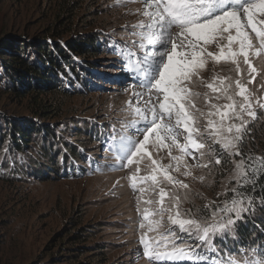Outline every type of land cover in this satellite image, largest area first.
Masks as SVG:
<instances>
[{"label":"rangeland","instance_id":"1","mask_svg":"<svg viewBox=\"0 0 264 264\" xmlns=\"http://www.w3.org/2000/svg\"><path fill=\"white\" fill-rule=\"evenodd\" d=\"M69 2L74 9L71 14L63 9L62 0H0V41L6 34L25 43L40 42L42 34L55 23L59 29L66 31L69 26H63V23L72 18V26L76 23V28L66 36L97 33L102 43L105 40L117 46L116 49L101 46L98 55L81 57L83 66L93 71L94 76L86 75L89 83L76 90V94L63 99L62 112L58 117L38 120L52 124L56 134L61 132L65 135L62 130H70L72 142L85 148V153L92 158L90 165L75 169L77 171L74 172L78 174H70L71 177L52 173L55 174L52 178H39L35 172L39 170L38 162L34 160L39 158L38 147L28 150L27 154L34 156L23 157V161L31 163V169L24 165L16 167L14 160L6 159L9 152L4 148L1 150L0 264H76V258L70 260L65 256L73 253L68 249L72 244L70 238L80 233L89 234L86 237L90 246L100 244L106 247L107 261L102 264H225L230 258L247 260L251 264L259 260L260 253L251 249H243L229 256L231 251L225 248L221 254L214 237L212 245L216 251L213 252L194 233L189 235L168 219L177 211L180 218L209 219L211 212L219 211L215 205L222 206L233 198L232 188L251 197L252 208L258 198H264V194L257 195V191L260 194L264 191L263 188L257 190L262 175L253 178L249 174V178L254 179V185L243 187L231 179L234 165L241 156L231 155V149L224 150L212 137L216 124L210 126L209 120L218 123L219 115H208L209 112H216L212 105L226 111L225 105L235 103L236 111H240L239 105L244 98L239 95L240 88L236 83L239 81L240 86L246 89L245 95L251 102L255 118L246 112L241 113L243 121L247 123L242 128V139L237 147L243 156L264 157V108L260 107V104H264V51L256 53L261 47L259 38L247 25L246 16L241 15V22L245 24L244 30L252 42V47L248 49V60L256 71L249 75V65L244 62L243 56L236 57L235 62L231 59L216 61L205 56V67L190 81H185L190 92L197 94L192 97L195 107L186 105V110L194 115V124L190 128L198 129V132H192V138L203 144L204 148L194 150L188 144L183 160L174 161L172 157L182 153L180 147L172 143L171 136L175 135L177 144L184 146L188 143L185 140L188 132L182 124L175 126L174 116L169 121L165 115L161 123L173 126L172 133L165 139L169 147L157 148L152 144L153 138H150L148 148L151 157L144 155L133 158L134 163L125 167L122 165L126 161L121 159L120 151L122 137L143 139L140 132L133 131L131 122L135 117L127 101L132 98L131 91L146 92V89L136 82L143 79L142 74L122 64L119 50L125 51L128 58L131 53L129 62L132 63L142 59L141 53L150 50L140 49L138 36L134 35L140 31L136 27L138 23L147 22L141 11H137L143 10V0H126L123 4H117L116 0ZM255 19L264 21V15L257 14ZM260 26L257 23V27ZM178 31L172 29L173 34ZM231 31L235 36V31ZM176 42L180 44L179 38ZM205 47L207 52L214 54H219L221 47L226 52L229 47L238 51V44L233 42L229 45L226 33ZM177 51L187 49L178 47ZM94 84L100 86L92 87ZM209 84L217 91L209 88ZM227 85L230 87L225 93L223 88ZM148 95L152 96V103L159 110L155 90L146 93L144 101H147ZM228 96L232 99L229 100ZM132 99L135 103V98ZM30 104L28 96L17 97L0 91V116L4 118L39 119L30 113ZM139 106L149 109L145 114L150 118L151 105L141 102ZM144 124L141 121L135 127L143 129ZM229 124L239 125L241 120L232 118L224 121L225 135L231 137L235 135V129L227 133ZM98 129L99 133H93ZM77 130L92 132L93 135L82 133L76 141L74 134ZM161 134L164 135V132L161 131ZM124 143H128V140L125 139ZM200 151L204 152L202 157ZM217 158L219 164L215 163ZM15 160H21V157H15ZM153 160L156 161L155 165ZM153 168L160 171L154 172ZM20 170L22 173L18 172ZM163 170L173 177V181L164 177ZM153 175L157 177L155 183L151 180ZM132 176L136 177L135 189L132 187ZM181 184L188 187L184 188ZM141 188L144 192H140ZM161 188L166 193L163 205L160 203ZM161 207L166 209L162 216L159 211ZM145 244L149 250L162 253L161 258L149 260L144 255ZM177 249H183L186 256L169 258L164 255L172 254ZM189 256L190 259L187 258ZM81 260L89 259L83 255Z\"/></svg>","mask_w":264,"mask_h":264},{"label":"snow or ice","instance_id":"2","mask_svg":"<svg viewBox=\"0 0 264 264\" xmlns=\"http://www.w3.org/2000/svg\"><path fill=\"white\" fill-rule=\"evenodd\" d=\"M125 2L126 0H116L117 4ZM127 2H131V0H127ZM143 4V10L137 11H141V14L147 18V22H139L136 27L140 31L134 33V35L138 36L140 49L148 48L150 50L141 53L142 59L134 63L129 62L128 67L142 74L143 79H138L136 82L141 84L146 92L131 91V97L135 98V103L132 98L127 101V105L135 117L131 122L133 131L140 132L143 139L136 140L131 137H122L120 151L121 159L126 161V164L122 165L125 167L134 163L133 158L144 155L151 157L148 148L150 138H153L152 144L157 148L169 147L165 143V139L172 133L173 126H165L161 123L165 119V115H167L169 121L174 116L175 126L182 124L184 130L188 132V135L185 136L188 143L184 146L177 144L175 135L171 136L172 143L180 147L182 153L180 156H173L174 161L183 160V154L186 152L188 144L194 150L204 148L203 144L192 138V132H198V129L195 127L190 128V125L194 124V115L186 110V105L194 108L192 97L197 94L190 92L185 81H190L192 76L198 75L199 70L205 67V56L214 58L216 61L231 59L233 62H235L236 57L243 56L244 62L249 65V75L256 71L248 60V49L252 47V42L248 32L244 30L245 24L241 22L242 14L246 16L247 25L251 26V30L259 38L261 47L256 50V53L259 54L264 51V21L255 19L257 14L264 15V0H143ZM257 23L261 25L259 28ZM173 28L179 31L173 34ZM231 30L235 31V36L232 35ZM225 33L229 45L233 42L238 44V51H233L229 47L226 52L221 47L219 54L207 52L205 46L215 42L218 36ZM177 38L180 40L179 45L176 42ZM178 47H183L187 51H177ZM130 57L131 53H129V59ZM252 79L254 80L255 77L253 76ZM236 83L240 88L239 95L244 98V102L239 105L240 111H236L235 103L225 105L226 111H220L218 106L212 105L211 107L216 109V112H209L208 115H219L218 123L209 120L210 126L216 124L214 131L211 133L212 137L221 144L224 150L231 149V155L241 156L239 162L234 165V173L231 179L243 187L248 184L254 185V179H250L249 174L253 178L264 175V157L243 156L237 147V143L242 139L240 136L242 128L247 123V121H243L241 113L246 112L248 116L255 118V112L252 110L248 96L245 95L246 89L240 86L239 81ZM208 87L212 88L213 91H217L212 84H209ZM228 87L230 85L223 88L225 93H227ZM153 90L156 93L159 110H157L156 104L152 103L151 95H148L147 101H144L146 93H151ZM227 98L232 99L231 96ZM141 102L151 105L150 118L149 115L145 114L149 109L139 106ZM260 107L264 108V104H260ZM232 118L240 119L241 124H229L227 126V133H232L233 128L235 129V135L229 137L225 135L224 121ZM141 121L145 122L143 129L135 127ZM161 131L164 132V135L161 134ZM125 139L128 140L126 144L124 143ZM203 155L204 152L200 151V156ZM152 163L155 165L156 161L153 160ZM215 163H220L219 158L216 159ZM153 171H160V169L153 168ZM163 175L168 181H173V177L166 170H163ZM131 179L133 180L132 187L135 189L136 177L132 176ZM151 180L155 183L157 181L156 175H153ZM181 186L188 187L183 184ZM231 191L234 193L233 198L230 201H225L222 206L215 205L219 208V211L211 212L209 219L180 218L178 211L174 216L169 215L168 219L172 225H178L180 230L189 235L194 233L198 240L206 242L213 252L216 249L212 245V239L213 237L218 238L221 242L219 251L223 254V242L229 238L238 239L234 235V225L237 220L246 223L244 214H250L249 210L253 206L251 197H248L246 193L239 191L237 188H232ZM140 192H144V189L141 188ZM165 195L164 189L161 188V205H163ZM261 205L264 206V201H261ZM159 211L162 216L166 209L161 207ZM236 252H239V250L234 249L229 253V256ZM144 255L149 260H157L161 258L162 253L149 250L148 245L145 244ZM164 255H168L169 258H184L186 253L183 249H177L172 254ZM187 258L190 259L191 257ZM201 259H206V257H201ZM225 264H249V262L243 259L230 258L226 260ZM251 264H264V245H261L260 259L252 261Z\"/></svg>","mask_w":264,"mask_h":264},{"label":"trees","instance_id":"3","mask_svg":"<svg viewBox=\"0 0 264 264\" xmlns=\"http://www.w3.org/2000/svg\"><path fill=\"white\" fill-rule=\"evenodd\" d=\"M62 1L63 9L69 14L73 13L74 9L69 0ZM71 19L68 18L63 23V26L67 24L69 26L66 31L59 29V25L56 26L55 23L42 34L40 42L25 43L6 34L0 41V91L17 97L28 96L31 99L28 109L32 116L39 118L37 120H13L11 117L0 116V153L4 148L9 152L6 159L14 160L17 163L16 167L24 165L31 169V163L23 161V157L25 155L34 156V154H27L28 150L38 147L39 158L34 160L38 162L39 170L35 172L39 178H52L55 176L52 173H58L62 177L64 175L71 177L70 174H78L74 172L77 171L75 169L92 163V158L85 153L86 149L72 142L69 137L70 130L63 129L65 135L61 132L56 134V129L52 124L43 121L47 118L58 117L62 112L63 99L70 97V94H76V90L89 83L86 75L94 76L93 71L83 66L81 57L98 55L101 46L115 49L117 47L105 40L102 43L97 33L87 32L78 36H66L76 28V23L72 26ZM119 51L122 54V64L128 66L129 58L126 52L121 49ZM7 56L10 58H4ZM99 131V129L94 130L93 133H99ZM82 133L88 136L93 135L92 132L77 130L74 134L76 141L80 139ZM15 157H21V160H15ZM18 172L22 173L21 170ZM261 188L264 189V175L260 178L257 190L261 191ZM263 194L264 191L262 194L257 191L258 196ZM261 201H264V198H258L254 207L249 211L250 214H245L246 223L239 220L236 222L234 235L238 239L229 238L224 241V251L228 248L231 252L238 249L239 252L235 254L243 249L261 252V245H264V231H262L264 230V206L261 205ZM87 235L89 234L80 233L71 237L72 244L68 249L73 253L65 257H69L67 259L70 260L76 258V264H102L107 261L106 247L100 244L90 246ZM214 239L215 244L221 247L218 238L214 237ZM83 255L88 256L89 260L82 261L81 256Z\"/></svg>","mask_w":264,"mask_h":264}]
</instances>
